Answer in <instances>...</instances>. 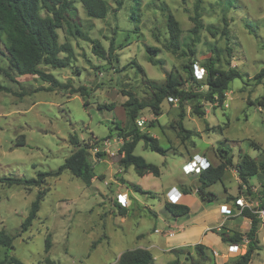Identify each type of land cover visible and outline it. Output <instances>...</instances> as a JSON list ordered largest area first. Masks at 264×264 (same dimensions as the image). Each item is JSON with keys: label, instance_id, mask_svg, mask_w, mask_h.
<instances>
[{"label": "rangeland", "instance_id": "1", "mask_svg": "<svg viewBox=\"0 0 264 264\" xmlns=\"http://www.w3.org/2000/svg\"><path fill=\"white\" fill-rule=\"evenodd\" d=\"M73 1L82 20L83 36L59 31L60 42L70 43L73 48L71 65L65 69L42 66L70 88L48 90L50 83L34 76H19L8 70V62L0 54V84L11 89L10 93L0 94V179H31L37 178L39 172L57 171L74 151L70 144L73 135L82 143L94 145L89 161L95 179L87 187L64 171L60 176L47 177L41 187L27 189L0 184V229L15 238L9 255L25 264H46L47 258L53 264H116L128 250L149 248L156 264H192L197 257L195 245L166 246L170 233L177 234L180 225L190 217L175 219L165 209L166 189L177 184L182 192L189 193L187 198L178 196V200L186 201L183 204L191 207L192 216L205 208L214 220L222 204H232L231 221L215 231L243 235L242 243L238 244L243 248L241 255L248 249L250 221L242 217L234 205L236 200L227 198L243 199L244 207L260 218V250L250 264H264V210L256 211L264 203V175L254 177L250 187L244 186L240 192L241 182L231 168L222 182L210 188L218 195L217 201L204 203L196 194L200 171L219 163L216 157L219 149L228 151L235 164L240 153L264 161V108L257 106V101L264 97V80L259 84L255 80L264 70V0H207L200 17L195 11L196 0H186L185 4L181 0H140L139 10L135 9V0H106L109 13L104 19L88 18L79 0ZM133 12L137 14L134 20ZM169 13L179 22L184 37L194 28L193 18L198 17L206 28L200 33L197 63L211 56V46L224 49L228 43L234 49L233 58L223 54L217 67L229 69L230 63L239 70L241 78L229 85L222 106L204 100L183 104L166 101L159 118L149 108L144 109L138 120L145 122L140 127L137 120H130L123 106L128 101L125 93L131 92L138 100L148 101L151 93L144 80L164 81L169 72L187 77L183 68L187 60L167 49ZM42 15H45L43 11ZM225 24L229 41L222 35L213 38L207 31L209 25L222 31ZM94 42L110 50L111 58L104 60L96 56ZM148 47L158 52L152 56ZM0 49H4L1 42ZM150 56L159 65L150 63ZM80 88L85 91L84 96L74 92ZM103 104L114 105V109L100 110L98 107ZM196 104L202 107L204 116L194 112ZM180 122L189 134L180 132ZM135 126L157 138L167 151L166 155L152 152L144 147V142L135 149V155L159 166V177H140L134 167L124 168L119 164L120 149L130 140L119 133L127 134ZM22 137L25 145L18 146ZM131 183L140 186L143 192L135 191ZM225 189L229 194L226 195ZM41 190L47 193L38 218L22 233V223ZM123 192L127 193L129 203L125 216L121 215L118 200ZM218 233L213 232L207 238L218 255L207 250L211 260L205 264H226L223 256L229 257L227 264H234L237 256L228 251L227 242L218 240ZM46 244L50 246L49 252ZM182 249H189L190 253L175 252ZM5 252L0 248V261Z\"/></svg>", "mask_w": 264, "mask_h": 264}, {"label": "trees", "instance_id": "2", "mask_svg": "<svg viewBox=\"0 0 264 264\" xmlns=\"http://www.w3.org/2000/svg\"><path fill=\"white\" fill-rule=\"evenodd\" d=\"M135 9H140V0H135ZM184 4L186 0H181ZM207 0H196L195 11L199 16V12L203 9V5ZM82 8L88 18L104 19L109 13V5L106 0H79ZM120 3V2H119ZM42 11L45 15H42ZM137 14L133 12L132 19L134 20ZM167 16V28L169 30V45L168 51L174 55L187 60L183 64L184 72L187 77H183L178 72L166 73L164 81L144 80V85L151 93L148 101L138 100L131 92L125 93L128 101L123 105L128 112L130 120L138 121L141 112L149 108L156 118L162 116V104L168 102L169 99H177L178 103L183 104L187 101L204 100L206 102H218L223 105L226 98V91L229 85L237 78H241L239 70L229 65V69H220L217 67V62L220 57L226 53L229 59L233 58L234 49L227 43L224 49L211 46V56L197 63V45L200 43V33L205 28L199 18H193L194 28L190 30V34L183 36L179 22L174 16L169 13ZM200 17V16H199ZM81 17L73 0H0V42L4 49H0V54L6 58L8 62V70L16 73L19 76H34L40 80L50 83L51 87L48 90L56 88H70L69 85L61 84L51 73L42 69V66L52 69H65L71 65L74 51L70 43L60 42L59 31H64L71 35H82ZM226 22V21H225ZM206 29V28H205ZM208 33L217 38L218 35L226 37L229 41L230 33L228 25L225 24L221 31L216 29L214 25L207 27ZM112 49V48H111ZM148 52L156 54L158 49L148 47ZM93 53L107 60L111 58V51H106L99 42H94ZM150 56L149 61L154 66L159 65L155 59ZM212 56H215L214 58ZM200 64L205 70L204 77L197 79L193 68ZM142 72V70H141ZM7 76H11L6 72ZM255 80L261 83L264 80V70L257 74ZM204 89V90H203ZM2 92L10 93L11 89L0 84V94ZM74 92L85 95L83 88ZM25 93H23L24 95ZM22 94L19 96H23ZM173 104V103H170ZM252 105L254 103H251ZM257 106L264 108V97L257 101ZM100 110H113L114 105H99ZM201 106L196 104L194 112L197 115L204 116L201 111ZM154 126V125H151ZM117 128L121 131L119 125ZM180 132L189 134L179 123ZM120 137L126 140L120 149V166L124 168L134 167L136 173L140 177L153 175L159 177L161 170L159 166L148 163L142 156L135 155V149L140 142H144V147L152 152L166 155L167 151L162 148L159 140L152 137L149 133H143L138 126L127 134L119 133ZM70 144L74 147V151L65 160L64 164L54 172H39L37 178L22 179V178H2L0 184L9 186L18 185L24 186L27 189L32 187H41L47 177L60 176L64 171H69L70 174L77 179H80L87 187H90L95 178L93 165L89 161L91 151L94 148L92 143L82 141L73 135L70 137ZM256 149L262 148L256 143H252ZM25 145V138L22 137L18 146ZM225 153V155L223 154ZM100 155V154H99ZM219 163L216 166L209 165L203 169L198 176L199 186L196 189V194L204 203H212L218 200V195L211 191L210 188L222 182L223 177L229 169L233 168L237 172V176L241 182L239 191L243 187H250V181L259 176L264 175V161H257L248 154L239 155V161L235 164L233 158L228 157V151L219 149L216 153ZM130 186L137 192H143V189L131 183ZM227 193V190L225 189ZM264 195V183L262 185ZM47 191L41 190L37 199L32 203L28 216L21 226V232H27L33 222L38 218L41 202L46 196ZM184 194L188 195V192ZM238 198V199H237ZM236 200L234 205L240 210L243 218L250 221V230L247 233L248 249L245 255H238L234 264H250L253 257L260 250L258 240V226L260 218L257 213H254L249 207H241L236 202L241 199L227 198V200ZM167 212L175 219L181 217L192 216L191 208L183 203L172 204L169 201L164 203ZM122 216L126 215V209L119 206ZM264 203L256 211H263ZM213 232L218 233L213 230ZM224 242L231 244H241L243 235L239 233L228 234L224 232L218 233ZM14 237L9 235L5 230L0 229V248L4 249L5 256L0 264H25L19 258L10 256L14 243ZM49 244H46V252H49ZM208 248L202 244H196L194 251L197 255L192 264H205L211 260L207 254ZM178 255L190 253L189 249L175 251ZM230 259L225 262L226 264ZM177 262V261H176ZM46 264H53L49 258L46 259ZM116 264H156L152 252L144 248H136L128 250L120 255Z\"/></svg>", "mask_w": 264, "mask_h": 264}, {"label": "crops", "instance_id": "3", "mask_svg": "<svg viewBox=\"0 0 264 264\" xmlns=\"http://www.w3.org/2000/svg\"><path fill=\"white\" fill-rule=\"evenodd\" d=\"M208 166H206V167H208ZM201 171H200V173H201ZM235 173H236L235 177H236L237 181L240 182V180L237 176L236 170H235ZM172 188L179 189V186L177 184H174V185L170 186L169 188H167L166 192H165V196H167L168 191ZM182 193L184 194L185 192L183 191ZM227 194H229V193L227 192L226 195ZM193 195H195V194L193 193ZM183 197L187 198L188 195L184 194ZM185 202H182V203H185ZM225 205H226V207H228L227 210L231 209L230 206H232V204H229V203L222 204L216 210V214L218 215V217L214 220L210 219V211H207L205 208L201 211L200 214H196L195 216H190V218L187 222L180 225L179 232L177 234H171L170 233L171 238H169L168 243L166 242L167 243L166 246H170L171 248H178V247H182V246L202 244L205 247H207L209 251H215L212 248L213 242L210 240L208 241L207 238L209 237V235L213 234L212 231L214 229L219 230L220 226L222 227L223 225H227L229 223V221H231V220H229L231 216L230 215L226 216V214L222 213V211H221L222 207ZM247 224H248V222H247ZM214 225H216V226H214ZM218 240L219 241L221 240V236L218 237ZM227 243L230 246L231 243L230 242H227ZM229 246H228V251H229ZM144 249L149 250V248H144ZM150 251L152 252L151 249H150ZM167 251H170V249H167ZM217 264H220V263L218 262Z\"/></svg>", "mask_w": 264, "mask_h": 264}, {"label": "built area", "instance_id": "4", "mask_svg": "<svg viewBox=\"0 0 264 264\" xmlns=\"http://www.w3.org/2000/svg\"><path fill=\"white\" fill-rule=\"evenodd\" d=\"M195 71H196L195 72V76H196L197 79H202L204 77L205 70L201 66L199 67L198 65H196ZM197 74H199V75L197 76ZM168 103H173V104L174 103H178V100L177 99H169ZM144 122H145L144 120L140 119V120H138V125L140 127H142ZM178 196H184V194L177 188H172L167 193L168 201L170 203H172V204H179L180 203L179 200H178ZM118 200H119V203L121 204L122 207L126 208V207L129 206L127 193H125V192L121 193L119 195V199ZM238 202H240L239 205L241 207H244V200L243 199H239ZM230 207H231V209L227 210L228 207H226V205L223 206L222 213L230 215L232 213V209H233L232 207L233 206H230ZM242 250H243V248H241L238 244H235V245L234 244H230V246H229L230 253L235 254L236 256L242 254ZM213 255L217 256L218 253L216 251H214ZM223 260H224L223 262H227L229 260V257L223 256Z\"/></svg>", "mask_w": 264, "mask_h": 264}, {"label": "water", "instance_id": "5", "mask_svg": "<svg viewBox=\"0 0 264 264\" xmlns=\"http://www.w3.org/2000/svg\"><path fill=\"white\" fill-rule=\"evenodd\" d=\"M190 218V217H189Z\"/></svg>", "mask_w": 264, "mask_h": 264}]
</instances>
